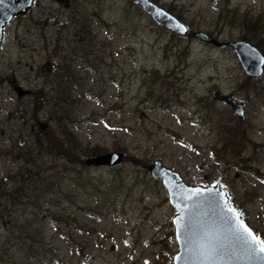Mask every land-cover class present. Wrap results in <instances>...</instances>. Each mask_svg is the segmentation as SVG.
Segmentation results:
<instances>
[{
    "label": "rangeland",
    "instance_id": "rangeland-1",
    "mask_svg": "<svg viewBox=\"0 0 264 264\" xmlns=\"http://www.w3.org/2000/svg\"><path fill=\"white\" fill-rule=\"evenodd\" d=\"M152 1L188 32L159 26L132 0H73L69 9L35 0L7 23L0 46V264H173L176 210L147 170L154 160L188 185L219 181L264 237V68L248 77L231 47L192 36L200 29L223 42L246 37L264 46V0ZM50 11L64 23L44 30ZM46 61L52 67L43 73ZM56 78L79 122L64 135L72 143L63 155L36 149L40 132L56 129ZM13 79L37 98H18ZM213 90L242 102L244 117ZM106 152H121L122 160L84 163ZM20 167L29 172L18 190Z\"/></svg>",
    "mask_w": 264,
    "mask_h": 264
},
{
    "label": "snow or ice",
    "instance_id": "snow-or-ice-1",
    "mask_svg": "<svg viewBox=\"0 0 264 264\" xmlns=\"http://www.w3.org/2000/svg\"><path fill=\"white\" fill-rule=\"evenodd\" d=\"M11 7L12 0H0V10ZM176 27L184 30L182 25ZM218 187L219 181L206 189L177 184L171 193L177 208L173 223L183 253L175 259L182 264H264V237L244 222L230 206V196Z\"/></svg>",
    "mask_w": 264,
    "mask_h": 264
},
{
    "label": "water",
    "instance_id": "water-1",
    "mask_svg": "<svg viewBox=\"0 0 264 264\" xmlns=\"http://www.w3.org/2000/svg\"><path fill=\"white\" fill-rule=\"evenodd\" d=\"M33 0H12V7L5 10H0V42L2 39V31L5 24L15 15L24 14L29 7L32 6ZM134 4L138 5L145 13L150 15V17L155 21L156 24L167 28L174 34L183 36L187 33L188 27L187 25L175 17L173 14L154 3L151 0H132ZM159 13V15H158ZM56 15L54 13H49L48 18L51 21L55 20ZM167 17V19H165ZM47 20H45L46 22ZM61 21H59V24ZM176 25H182L183 31L179 30ZM192 36L197 40L211 44L217 48L222 47L223 45L229 46L234 51L236 57L238 58L243 71L246 76L251 78H257L263 73L264 66V55L261 51L249 43L246 40H233L222 42L215 36H212L206 31L196 30L192 32ZM52 65L49 62H46L42 66V70L49 71L51 70ZM14 90L16 91L18 97L23 96L24 94H28L30 91L22 88L20 85L14 86ZM212 97L215 98L221 104L227 105L231 108V113L238 118L244 117V108L243 104L240 101H237L231 95L226 94L220 90H213ZM46 123H41V128L46 127ZM123 153L121 152H106L102 154H93L88 156L84 163L86 165H94V166H114L120 163L122 160ZM147 170L151 174V176L155 179H160L162 184L165 186L167 190V196L169 203L175 208L176 214L172 217V224L174 228V237L177 244V252L173 255V264H182L181 261L175 259L177 255H182V244L177 240V231L176 225L173 223L174 219L177 216V208L175 206L176 201L172 199L171 193L176 189L177 184L182 185L185 189L191 188H212L213 185L210 186H200V185H188L186 184L180 174L165 165L162 164L160 160H154L147 166ZM218 191L225 192L224 189L218 187ZM231 207H233L230 204ZM244 220V219H243ZM244 222L250 227V225L244 220ZM251 228V227H250ZM252 229V228H251ZM253 230V229H252ZM254 231V230H253Z\"/></svg>",
    "mask_w": 264,
    "mask_h": 264
},
{
    "label": "trees",
    "instance_id": "trees-1",
    "mask_svg": "<svg viewBox=\"0 0 264 264\" xmlns=\"http://www.w3.org/2000/svg\"><path fill=\"white\" fill-rule=\"evenodd\" d=\"M228 12L232 13V10L229 9ZM232 18H235V16L233 15ZM256 21L261 22V20H259V18H256L255 22ZM251 30H253V29H251ZM75 34L81 35V30H77L75 32ZM243 39L251 42V39H249V38L243 37ZM259 44L260 43L253 42V45L256 46L257 48H260V51L264 55V46H262L261 44L259 45ZM184 47H187V46H184ZM186 49L187 48H183V52ZM67 69H68V66H67ZM63 70H64V68H63ZM66 72H68V70ZM66 79H70V76L66 75L65 80ZM55 83H56V85H55L54 90H53L54 94L50 98V103L53 107V113H54L53 115L51 114V119L55 121L56 129L53 130L51 127H49L47 129L41 131L40 132L41 136L39 137V140L36 141V143L38 144L36 146V149L37 148H40V150L48 149L47 152L53 151L59 155H63V153L65 151L64 147H66V146L69 147V146H71V143H72V139H68L64 135H66V132L68 131V127H70V128H72L73 126L76 127V126H78L77 123H79V122L75 121V116L72 113V111L67 110L65 108V106H67L68 104H71L73 102L71 99L70 93L65 88L61 89V86H62L61 80H60V84H59L58 78H56ZM40 99H39V101H40ZM234 146L236 147V150H238V149L241 150V147H240L238 142H236ZM36 149H35V147L32 148L33 151ZM31 154H33V152ZM237 155L239 156L240 159H242V157L240 156V152L237 151ZM71 157H72V155H71ZM31 161H32V159H31ZM74 162H76V159H75V161L73 159V163ZM26 164L29 165L30 162H27ZM28 172H29L28 168H26V167L25 168L20 167L17 170L16 176H18L22 181V186H20L18 188V190H21L23 188V185L25 184V179L28 178L27 177ZM13 193L14 192H10V195ZM20 194L21 193H18L16 195L14 193L15 196L13 198L17 199ZM230 203L233 205L232 201H230ZM62 216L63 215L56 214L54 217H55L56 221H60Z\"/></svg>",
    "mask_w": 264,
    "mask_h": 264
},
{
    "label": "flooded vegetation",
    "instance_id": "flooded-vegetation-1",
    "mask_svg": "<svg viewBox=\"0 0 264 264\" xmlns=\"http://www.w3.org/2000/svg\"><path fill=\"white\" fill-rule=\"evenodd\" d=\"M56 2L57 3H59V4H62V6L64 7V8H72L73 7V0H56ZM50 12H52V13H54L53 11H50ZM50 12H48V13H50ZM48 13H47V15H48ZM47 15L41 20V23H42V26H43V29L44 30H46V26H47V24H49V23H51L52 25L53 24H58L57 26H61V25H63V21L61 20V18L59 17V15L57 14V13H55V15H56V17H55V20L54 21H51V20H48L47 19ZM45 20H47L46 22H45ZM59 21H62L61 22V24H59ZM84 27H82L81 28V30L83 29ZM62 68H64V66H60V69L62 70ZM13 82L15 81L14 79L12 80ZM30 98H35L36 96H37V92L36 91H33L32 90V92L30 93ZM42 99V98H41ZM22 143H23V141H22ZM4 178V177H3ZM2 178V179H3ZM6 178V177H5ZM4 178V179H5ZM1 183H3V182H1Z\"/></svg>",
    "mask_w": 264,
    "mask_h": 264
},
{
    "label": "bare ground",
    "instance_id": "bare-ground-1",
    "mask_svg": "<svg viewBox=\"0 0 264 264\" xmlns=\"http://www.w3.org/2000/svg\"><path fill=\"white\" fill-rule=\"evenodd\" d=\"M74 9V8H73ZM41 100V99H40ZM20 139V138H19Z\"/></svg>",
    "mask_w": 264,
    "mask_h": 264
}]
</instances>
